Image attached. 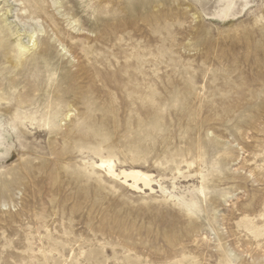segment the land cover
Instances as JSON below:
<instances>
[{"label": "rangeland", "instance_id": "obj_1", "mask_svg": "<svg viewBox=\"0 0 264 264\" xmlns=\"http://www.w3.org/2000/svg\"><path fill=\"white\" fill-rule=\"evenodd\" d=\"M0 264H264V0H0Z\"/></svg>", "mask_w": 264, "mask_h": 264}, {"label": "bare ground", "instance_id": "obj_2", "mask_svg": "<svg viewBox=\"0 0 264 264\" xmlns=\"http://www.w3.org/2000/svg\"><path fill=\"white\" fill-rule=\"evenodd\" d=\"M110 168H111V164H110ZM126 175L127 176H132L133 178H135L134 185H137L138 179L147 178V175L145 173H142L139 170H131V171H128V172H126ZM136 178H138V179H136Z\"/></svg>", "mask_w": 264, "mask_h": 264}]
</instances>
